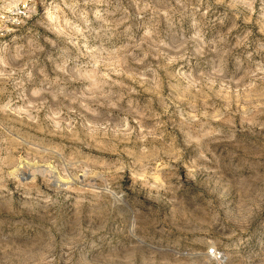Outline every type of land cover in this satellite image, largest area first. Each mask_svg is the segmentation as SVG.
Masks as SVG:
<instances>
[{
	"label": "rangeland",
	"instance_id": "1",
	"mask_svg": "<svg viewBox=\"0 0 264 264\" xmlns=\"http://www.w3.org/2000/svg\"><path fill=\"white\" fill-rule=\"evenodd\" d=\"M24 3L0 264H264V0Z\"/></svg>",
	"mask_w": 264,
	"mask_h": 264
},
{
	"label": "built area",
	"instance_id": "2",
	"mask_svg": "<svg viewBox=\"0 0 264 264\" xmlns=\"http://www.w3.org/2000/svg\"><path fill=\"white\" fill-rule=\"evenodd\" d=\"M29 13L27 3L22 4L11 12L3 11L0 6V35H9L16 29Z\"/></svg>",
	"mask_w": 264,
	"mask_h": 264
},
{
	"label": "bare ground",
	"instance_id": "3",
	"mask_svg": "<svg viewBox=\"0 0 264 264\" xmlns=\"http://www.w3.org/2000/svg\"><path fill=\"white\" fill-rule=\"evenodd\" d=\"M215 258H217V256H215ZM218 259L220 260V259H222V257H218Z\"/></svg>",
	"mask_w": 264,
	"mask_h": 264
}]
</instances>
